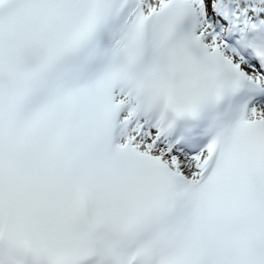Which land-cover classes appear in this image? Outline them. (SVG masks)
<instances>
[{
  "label": "snow or ice",
  "instance_id": "6c2138e0",
  "mask_svg": "<svg viewBox=\"0 0 264 264\" xmlns=\"http://www.w3.org/2000/svg\"><path fill=\"white\" fill-rule=\"evenodd\" d=\"M0 264H264V0H0Z\"/></svg>",
  "mask_w": 264,
  "mask_h": 264
}]
</instances>
